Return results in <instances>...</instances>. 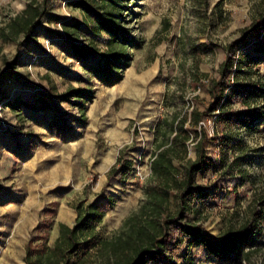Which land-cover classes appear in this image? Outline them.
I'll return each mask as SVG.
<instances>
[{
	"label": "rangeland",
	"instance_id": "374dc122",
	"mask_svg": "<svg viewBox=\"0 0 264 264\" xmlns=\"http://www.w3.org/2000/svg\"><path fill=\"white\" fill-rule=\"evenodd\" d=\"M29 1L0 0V30ZM83 1L92 6L90 12L81 0H51L37 43L21 51L17 42L0 36V72L21 52L6 84L7 97L35 104V86L52 94L76 88L95 92L86 103L85 124L77 120L79 107L59 99L46 110L23 106L21 115L0 105V264H26L31 236L38 247L53 246L60 223H75L78 203L112 199L97 232L100 238L113 237L144 198L163 118L207 105L210 81L226 58L225 46L264 16V0H124L117 32L130 42V64L122 79L110 84L98 66L113 35L98 32L100 0ZM75 20L83 22L77 42L97 52L88 59L76 56L60 37L65 24ZM259 50L254 70L264 80V48ZM54 119L63 130L51 124ZM242 136L248 147L244 173L200 172L205 197L194 201L186 222L200 223L218 236L260 211L261 231L248 257L225 262L193 247L195 264H264V121ZM213 148L209 142L208 155L215 154ZM121 156L133 162L132 169L109 184V171ZM195 157L192 144L187 159ZM175 163L182 168L186 161ZM188 240L185 236L181 244L169 245V264L185 263Z\"/></svg>",
	"mask_w": 264,
	"mask_h": 264
},
{
	"label": "trees",
	"instance_id": "16d2710c",
	"mask_svg": "<svg viewBox=\"0 0 264 264\" xmlns=\"http://www.w3.org/2000/svg\"><path fill=\"white\" fill-rule=\"evenodd\" d=\"M123 3L124 0H100L97 8L100 10L98 32L107 31L113 35L98 66V73L110 84L121 80L123 70L130 64V42L125 37L120 38L117 32L122 24ZM50 4L51 0H30L1 28V38L17 42L19 51L37 43V31L50 12ZM81 5L86 12L92 9L83 0ZM82 23L75 20L65 24L60 37L76 56L88 59L97 52L77 42ZM261 47L264 48V16L247 28L239 39L225 46L226 58L221 63L218 77L210 81L211 99L207 105L203 109L174 112L163 118L157 148L151 158V172L144 184V198L113 237L100 238L97 232V225L102 222L112 199L104 204L95 200L78 203L75 223L72 226L60 223L59 236L53 246L38 247L31 236L26 245V264H169L173 262L167 254L169 245L181 244L185 236L189 240L184 264H195L193 247H202L208 255L225 262L248 257L261 231V221L257 219L260 211L237 229L218 236L210 235L200 223L186 222V218L194 210V201L205 197V188L198 183L200 172L213 171L225 176L235 174V171L244 173L248 147L242 132H255L264 121V80L255 76L258 73L254 70L257 65L255 54ZM20 56L21 52L14 60L7 61L6 68L0 72V105L6 104L21 115L23 106L46 110L59 99L79 107L81 116L77 120L85 124L88 119L86 103L94 98L93 89L76 88L63 94H52L49 89L35 86L37 90L31 92L37 100L35 104L18 96L7 97L6 84L14 77ZM210 121L212 132L208 128ZM51 124L64 129L60 120L54 119ZM209 142L214 147L212 156L207 152ZM192 144L196 147V157L187 159ZM176 161L186 163L180 168ZM132 166L131 160L123 161V157H119L109 171L108 183L118 176H125Z\"/></svg>",
	"mask_w": 264,
	"mask_h": 264
}]
</instances>
